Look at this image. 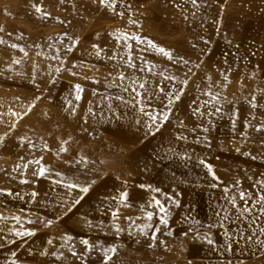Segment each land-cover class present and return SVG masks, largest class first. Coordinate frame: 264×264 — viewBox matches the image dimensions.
I'll return each instance as SVG.
<instances>
[{
    "label": "rangeland",
    "instance_id": "obj_1",
    "mask_svg": "<svg viewBox=\"0 0 264 264\" xmlns=\"http://www.w3.org/2000/svg\"><path fill=\"white\" fill-rule=\"evenodd\" d=\"M0 190V264H264V0H0Z\"/></svg>",
    "mask_w": 264,
    "mask_h": 264
},
{
    "label": "snow or ice",
    "instance_id": "obj_2",
    "mask_svg": "<svg viewBox=\"0 0 264 264\" xmlns=\"http://www.w3.org/2000/svg\"><path fill=\"white\" fill-rule=\"evenodd\" d=\"M100 2H101V3H104V0H100ZM193 3H195V0H193ZM38 10H39V9H38ZM160 50H161L162 52L165 51L164 49H160ZM165 54H167V53H165ZM121 77L123 78V73H121ZM185 83H186V81H185ZM76 87H77V90H78V93H79V85H77ZM77 98H78V99L80 98L79 95L77 96ZM177 99H179V97H177ZM161 118H162V119H167V116H166V115H163ZM209 169H211V166H209ZM39 174L43 175V174H44V169H41ZM66 186H67V187H72V188H74V187H79V185H76V184H69V185H66ZM87 190H88V189H87L86 187L81 189V191H84V192H86ZM0 191H3V190H0ZM157 191H159V190L157 189ZM121 195H122V198H123V199H127V194H126V193H122ZM240 195H241V198H243L244 195H245V193L241 192ZM260 200H261V201H264V194L261 195ZM155 203L159 206V208H160V212L164 213V212H165V207L163 206V204H161V202H160L159 200H156ZM233 203H235V200H234V199H233ZM261 211L264 212V209H262ZM147 215H148L149 218H151L152 213L149 212V213H147ZM160 221H161V223H164V224L167 223V220H166L165 216H161V217H160ZM48 223L51 224V221H48ZM149 226H150V225H149ZM116 227H117V230H119V225H117ZM30 234H31V233H25V235H30ZM17 235H20V233H17ZM66 238H67V239H70V237H66ZM205 239H208V238L205 237ZM83 243H84L85 245H88L89 242H88L87 240H84ZM209 243H211L210 240H209ZM112 251H114V249H112Z\"/></svg>",
    "mask_w": 264,
    "mask_h": 264
},
{
    "label": "bare ground",
    "instance_id": "obj_3",
    "mask_svg": "<svg viewBox=\"0 0 264 264\" xmlns=\"http://www.w3.org/2000/svg\"><path fill=\"white\" fill-rule=\"evenodd\" d=\"M202 21V20H201ZM205 21V20H204Z\"/></svg>",
    "mask_w": 264,
    "mask_h": 264
}]
</instances>
